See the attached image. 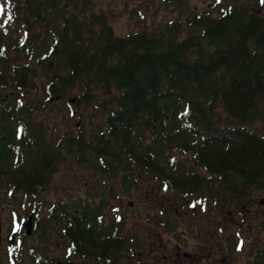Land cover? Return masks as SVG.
Segmentation results:
<instances>
[{"label": "trees", "instance_id": "1", "mask_svg": "<svg viewBox=\"0 0 264 264\" xmlns=\"http://www.w3.org/2000/svg\"><path fill=\"white\" fill-rule=\"evenodd\" d=\"M172 1L190 13L186 0ZM242 1L217 17L195 14L186 27L172 22L120 37L95 0H3L0 194L38 197L70 155L88 172L130 170L134 161L152 167L151 179L186 186L188 197L211 195L214 183L222 201L244 200L249 187L264 192V0L250 10ZM39 73L42 109L49 96L75 88L86 106L94 91L105 92L101 130L52 142L37 114ZM167 151L190 154L193 171L173 165L176 157L164 166ZM84 208L58 211L78 226Z\"/></svg>", "mask_w": 264, "mask_h": 264}, {"label": "flooded vegetation", "instance_id": "2", "mask_svg": "<svg viewBox=\"0 0 264 264\" xmlns=\"http://www.w3.org/2000/svg\"><path fill=\"white\" fill-rule=\"evenodd\" d=\"M169 157L166 154L163 161L166 167L171 165ZM114 165L120 167L93 171L92 190L100 200L84 202L78 226L62 215L59 218L67 221L62 235L76 264H235L236 256L246 260L242 264H263L259 248L249 255L236 253L234 222L228 212L241 203L219 201L218 184L212 185L211 195L188 197L186 186L151 179L152 167L139 168L135 161L130 170ZM42 212L36 205L16 223H0V264H42L46 234Z\"/></svg>", "mask_w": 264, "mask_h": 264}, {"label": "rangeland", "instance_id": "3", "mask_svg": "<svg viewBox=\"0 0 264 264\" xmlns=\"http://www.w3.org/2000/svg\"><path fill=\"white\" fill-rule=\"evenodd\" d=\"M232 2L239 5L234 0H223L220 5H217L213 0H186L185 8H190V13L184 10L182 4L174 3L172 0H95V8L97 11L107 14L115 34L122 37L139 29L164 28L172 22H180L186 27L187 21L193 15L210 13L211 16L217 17L221 8L226 9V5ZM257 4H259L258 0H243L241 6L250 10ZM6 6L7 4L0 0V9H3L0 12V23L3 20ZM260 11L264 15V7H261ZM45 82L44 76L39 73L36 78L39 96L37 114L39 119L46 120L49 128L48 135L54 139L51 140L52 142L58 141L62 136L76 135L81 132L89 138L101 130L104 116L101 104L105 100H109L105 92L94 91L96 92L94 104L86 106L76 103L81 95V90L75 88L63 94L49 96L45 109H42V104L45 101L43 95ZM151 141L143 140L144 146L151 144ZM166 154L179 160L173 165L179 166L185 163L188 165L187 169L193 171L194 163L184 159L190 158V154H186L189 155L187 157L182 156L181 153L171 154L169 151ZM197 171L208 176L201 169ZM93 179H95L94 173L84 171L82 163L77 162L73 159V155H70L61 161L58 172L48 185L40 189L38 197L28 198L24 195L5 196V193L0 194V223L6 226L16 223L17 220L24 218L30 207L39 205L43 211L41 219L43 223H46V234L42 238V264H55L54 262L57 260L72 261L76 264L74 257L69 254L68 240L62 235V224L65 222L59 219L61 213L58 208L63 206L70 208L74 205L84 207V202L100 200L98 192L92 190ZM98 181H100V177L98 179L96 177V182ZM5 191L2 189L0 192ZM247 191L244 200H233L235 203H241L240 207L228 212L234 222L235 250L236 253L243 251L242 254L249 255L254 249L259 248L258 256L263 253L262 261H264V205H260V202L264 200V192L253 189H247ZM243 208L246 209L245 214ZM240 223H242L241 228H239ZM243 261L246 260H237V256L235 257V264H242Z\"/></svg>", "mask_w": 264, "mask_h": 264}, {"label": "water", "instance_id": "4", "mask_svg": "<svg viewBox=\"0 0 264 264\" xmlns=\"http://www.w3.org/2000/svg\"><path fill=\"white\" fill-rule=\"evenodd\" d=\"M260 205H264V200H262V201L260 202ZM29 221H31V219H30ZM29 221H28V223H27V225H26V228H27V230H28V233L31 234V229H30L31 225H30ZM0 241H1V239H0ZM59 264H64V263H59ZM66 264H72V263H66Z\"/></svg>", "mask_w": 264, "mask_h": 264}, {"label": "snow or ice", "instance_id": "5", "mask_svg": "<svg viewBox=\"0 0 264 264\" xmlns=\"http://www.w3.org/2000/svg\"><path fill=\"white\" fill-rule=\"evenodd\" d=\"M218 2H219V0H218ZM3 11V9H0V12H2Z\"/></svg>", "mask_w": 264, "mask_h": 264}]
</instances>
